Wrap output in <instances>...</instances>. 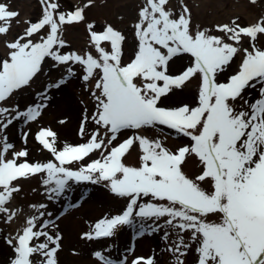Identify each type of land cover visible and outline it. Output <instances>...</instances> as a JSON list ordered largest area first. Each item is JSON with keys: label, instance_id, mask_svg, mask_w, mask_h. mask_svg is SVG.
Wrapping results in <instances>:
<instances>
[{"label": "snow or ice", "instance_id": "obj_1", "mask_svg": "<svg viewBox=\"0 0 264 264\" xmlns=\"http://www.w3.org/2000/svg\"><path fill=\"white\" fill-rule=\"evenodd\" d=\"M39 4L40 17L24 20L27 27L9 40L20 13L0 0V43L7 49L0 57V220L11 225L17 218L19 210L7 205L22 191L20 179L40 177L49 201L66 197L74 184L102 185L126 204L119 214L90 225L80 237L86 242L112 239L127 227L137 237L162 233L171 264H186L189 256L193 264H264V16L250 25L236 17L201 30L192 27L186 4L174 10L171 0H144L132 25L136 50L126 61V36L111 24L97 30L87 21L94 0L72 9L61 0ZM81 23L92 51H64L70 47L63 38L66 26ZM184 57L189 66L172 74L171 65ZM49 60L64 74L36 92L32 103L9 106L32 88ZM77 67L95 103L90 116L85 108L78 132L87 140L60 146L58 133L41 126L34 140L53 159L30 161L26 147L18 150L9 141L8 129L39 124L51 93L68 85ZM194 78L195 105L162 106ZM89 122L95 126L91 132ZM165 128L188 143L172 149L143 134ZM124 133L131 134L121 140ZM30 134V128L22 130L25 145ZM133 151L137 163L130 165L126 159ZM93 154L98 158L81 163ZM193 157L200 172L190 177L184 167ZM78 206L67 204L65 211ZM31 207L37 215L4 238L12 250L8 264H59L62 235L53 230L60 217L52 219L47 204ZM110 251L111 245L91 255L96 264H128L127 255L117 261ZM131 264H155V257H136Z\"/></svg>", "mask_w": 264, "mask_h": 264}, {"label": "rangeland", "instance_id": "obj_2", "mask_svg": "<svg viewBox=\"0 0 264 264\" xmlns=\"http://www.w3.org/2000/svg\"><path fill=\"white\" fill-rule=\"evenodd\" d=\"M11 6V10L18 11L20 16V24L17 25L13 21V26L7 39L11 40L23 32L27 27L23 23L24 20L30 19L35 22L41 14V5L39 0H4ZM65 8L72 9L74 6H82L87 0H61ZM144 0H94V6L86 9V18L88 22H92L97 26V30L102 29L105 24H111L115 29L121 31L126 36L124 44V59L130 60L136 50L137 41L134 36L132 25L137 20L138 8ZM180 4H186L191 10V22L194 29L210 28L214 29L215 25L230 22L231 19L239 17L242 25H250L255 23L258 18L264 16V2L258 0L257 5L253 6L249 0H171V6L174 10H178ZM212 34L221 35L214 32ZM63 38L70 46L64 51H77L83 54L86 51H92L89 47V36L84 23L73 26H66ZM7 49L0 43V57H4ZM95 54V53H93ZM237 61L236 63H238ZM52 62L49 60L43 65V73L39 75L32 85V88L22 93V96H16L13 101H9L11 106L16 101L20 102L23 108L25 103H32L35 93L42 90L46 84L55 82L63 74L64 69H56L51 67ZM190 59L184 57L177 59L170 67L172 74H179L186 66H189ZM236 65H233L235 70ZM77 76L60 90H54L52 100L49 107L43 112L39 124L25 125L17 123L8 129L9 141L12 142L16 149L27 148L29 150L30 161L46 162L52 160L53 157L46 151H41L40 146L35 142L34 135L41 126L51 127L58 133L59 145L64 142L72 145L84 143L87 136L81 139L78 135L81 120L87 114L90 116L95 111V103L91 99L89 93L85 91V85L79 78L80 69L76 68ZM198 79L194 78L183 90L170 94L164 101L162 106L167 108H175L183 104L195 105L198 94ZM255 96V93H253ZM64 120L66 123L60 124L59 121ZM87 129L91 132L94 125L89 122ZM30 128L28 143L25 145L21 139L22 130ZM131 133H124L120 139L126 138ZM150 138H160L164 140L169 148L175 149L179 145L188 143L187 138L177 137L173 130L148 129L143 132ZM98 158V154H93L81 163H87L91 159ZM138 152L133 151L127 157L126 163L134 165L137 163ZM184 171L190 177H195L200 172L198 160L193 157L189 159L184 167ZM22 191L16 194L12 202L7 205L10 210H19L16 220L11 224H4L0 220V264H8L9 258L12 256L11 248L5 243V237L24 226L26 218L37 215L36 211L31 207L40 204H47L48 207L44 211L51 212L54 219L59 216L56 221L58 231L62 235L61 250L58 253L59 264H96L92 257V252L103 250L111 245L110 255L114 260L119 261L127 255L128 264L136 257H155V264H171L172 256L170 253L163 251L165 242L161 239V234L152 236L137 237L131 228H121L112 239L86 242L80 237L90 230V225L97 222L105 216L119 214L125 207L126 201L115 197L102 185H91L88 183L74 184L73 189L66 197H62L60 201H49L43 194L44 188L40 177L30 179H20L17 181ZM207 188V185H204ZM87 192V197L82 198L81 193ZM77 203L78 207L65 211L67 204ZM215 217H210V220ZM187 238V236H186ZM133 249L129 253V249ZM38 259V258H37ZM186 264H193V257L189 256Z\"/></svg>", "mask_w": 264, "mask_h": 264}]
</instances>
